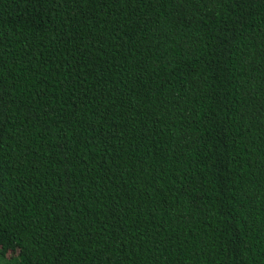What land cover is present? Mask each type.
Instances as JSON below:
<instances>
[{
	"label": "trees",
	"instance_id": "obj_1",
	"mask_svg": "<svg viewBox=\"0 0 264 264\" xmlns=\"http://www.w3.org/2000/svg\"><path fill=\"white\" fill-rule=\"evenodd\" d=\"M0 264H264V0H0Z\"/></svg>",
	"mask_w": 264,
	"mask_h": 264
}]
</instances>
